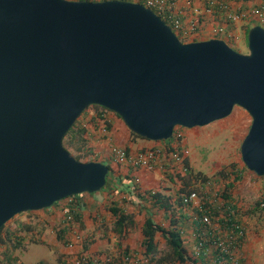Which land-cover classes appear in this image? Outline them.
Wrapping results in <instances>:
<instances>
[{
	"label": "water",
	"instance_id": "1",
	"mask_svg": "<svg viewBox=\"0 0 264 264\" xmlns=\"http://www.w3.org/2000/svg\"><path fill=\"white\" fill-rule=\"evenodd\" d=\"M247 39L246 54L221 39L185 43L126 0H0V230L106 187V164L80 162L64 146L92 106L151 142L240 107L252 118L242 161L264 177V27Z\"/></svg>",
	"mask_w": 264,
	"mask_h": 264
},
{
	"label": "crops",
	"instance_id": "2",
	"mask_svg": "<svg viewBox=\"0 0 264 264\" xmlns=\"http://www.w3.org/2000/svg\"><path fill=\"white\" fill-rule=\"evenodd\" d=\"M172 3L174 12L182 19L184 28L190 34L185 43L216 38L224 40L235 49L239 37H248L251 24H256V20L249 12L259 6L261 1L172 0ZM237 15H241V18L233 20L232 17ZM219 28L224 30L223 34L217 33ZM100 115L102 119H97ZM89 117H96V129H100V135L103 138V140L98 138L96 142H93V145L101 143L99 147H102V150L100 152L96 151L93 157L106 165L110 164L113 170L107 180L108 184L98 193L82 194L79 202L72 200L77 205V214L80 222L77 220L69 222L66 219L64 211L69 204V200L57 203L49 209L33 212L36 214L33 219L36 220L34 223L38 224V227L40 226L42 229H44L43 226L47 227L45 232H42L41 228L38 229L32 221L21 220V223H17V227L11 228V231L16 230L17 237H21V244L15 249L19 242L0 243V264H8V258L11 255L17 259L16 251L20 249L26 250L27 246L32 243H47L46 245L50 248H57L54 252L56 261L45 264H72L75 257L73 252L76 253L79 250L77 246L73 250L67 247L70 242H75L74 230L81 231L90 240L86 241L84 249L93 257H101L102 259L105 255L111 254L115 257L118 256L116 264H122L120 255L131 253L135 258L141 260L142 264L178 263L177 261L160 262L163 256H159L158 253L157 255L147 254L142 245V230L149 216L152 217L157 225L164 229L171 227V220L173 219H171L170 212L179 200L178 196L182 190L180 184L175 182L170 174V167H167V173L164 171L162 165L166 164L165 156L159 164H156L154 169H148L137 168L130 164L120 165L112 155L113 148L125 151L129 149V154L137 155L150 149L166 147L168 143L149 142L134 138L129 129L128 131L125 130L124 126L126 124L123 120L113 112L102 111ZM106 124L110 125L109 130H107ZM91 126L93 127L94 125L92 124ZM137 180L139 182H136ZM147 193H161L165 198H169L171 210L168 211L154 206L148 199ZM113 206L122 209L126 214L132 216L134 220L133 227L125 230L122 235L114 231L116 218L111 213V207ZM180 213V216L185 217L186 214L183 211H180ZM181 220L182 227L187 232H190V223L182 218ZM31 227L32 231L29 230ZM73 228L75 229L72 230ZM62 229H64V233L61 235ZM261 232L264 233V230ZM27 233L29 236H27ZM30 234L36 235V239L31 240ZM155 242L163 246L166 243L168 247L162 233L158 232L156 234ZM182 242L188 253L190 247H192L191 240L185 237ZM260 247L261 250L259 252L263 254L264 250L261 244ZM250 253L251 250L248 254Z\"/></svg>",
	"mask_w": 264,
	"mask_h": 264
},
{
	"label": "built area",
	"instance_id": "3",
	"mask_svg": "<svg viewBox=\"0 0 264 264\" xmlns=\"http://www.w3.org/2000/svg\"><path fill=\"white\" fill-rule=\"evenodd\" d=\"M78 1L96 2L104 0ZM130 1L143 4L153 10L172 27L183 42L187 40L190 34L184 28L182 19L174 12L172 0ZM249 14L259 25L264 27L263 2ZM239 18H241V15L232 17L233 20ZM217 33L223 34L224 30L219 28ZM179 129L182 128H176L172 139L164 142L168 143L166 147L150 149L137 155L128 154L123 149L113 148L112 155L120 165L130 164L137 168L148 169H154L156 164H159L165 156L166 164L162 165L164 171L167 173V167H170V174L175 182L180 184L181 189H185L183 193H180V198L170 214L171 219L176 221L175 229L180 233L181 238L188 237L192 242V247L186 254L188 260L193 261V264H244V250L248 238L246 212L249 208L254 209L255 206L248 207L246 204H239L235 199V194L232 195L234 188L226 190L225 185L221 186V184L211 179L204 182L193 174L191 165L192 150L186 142V134ZM191 174L189 185L185 186L180 178ZM224 174L228 175L229 173L225 172ZM236 175L242 177V171L236 170ZM136 182H139V180ZM259 207L264 208L263 201L260 202ZM180 211L186 214L185 217L180 216ZM64 214L69 222L73 221V215L77 214V205L71 199H69ZM181 218L190 223V232L182 227ZM73 234L75 242H70L67 247L73 250L77 246L79 250L76 253L73 252L75 257L72 264H116L118 256L108 254L102 259L101 257L90 256L84 249L86 241H90L87 236L79 230H74ZM120 259L122 264L143 263L131 253L120 255ZM14 263L19 264L18 261Z\"/></svg>",
	"mask_w": 264,
	"mask_h": 264
},
{
	"label": "rangeland",
	"instance_id": "4",
	"mask_svg": "<svg viewBox=\"0 0 264 264\" xmlns=\"http://www.w3.org/2000/svg\"><path fill=\"white\" fill-rule=\"evenodd\" d=\"M255 22L256 24H251L250 29L254 25H259L257 21ZM235 50L243 54L248 52L247 37H239V40L236 42ZM90 111V114L86 117L92 116V114L97 115V113L99 114L104 110L92 106ZM84 117L82 119H84ZM251 124V116L242 108L236 107L232 115L226 119L202 128H182L179 130H183L186 134V142L192 150L191 165L193 174L202 173L212 181L221 184V186H226L234 176L231 179L224 180L220 177L219 172L223 171L224 173H232L236 172V170L242 171V179L235 183L232 195L235 194V199L239 204H246L248 207L255 206L254 209L249 208L246 212L248 238L245 245L246 251L244 250L243 263L264 264V253L261 254L259 252L261 250L260 244L263 246L262 248L264 250V233L261 232L264 230V208L259 207L260 209L256 210L257 203L264 199V177H257L254 173L245 170L240 151L242 142L248 134ZM124 128L128 131L126 125ZM98 138L103 140L100 135V129H96L94 126H89V133L87 135L88 149L93 152V156H95L96 151L100 152L102 150V147H99L101 146V143L93 145V142H96ZM35 217L36 214L33 212L19 215L6 225L5 231L9 228L14 229L17 227V223H21V220L24 219L30 220L34 223L36 222V220H33ZM34 225H36L38 229L41 228L40 226L38 227V224L36 223H34ZM43 228L44 229L41 228V231L45 232L47 227L43 226ZM29 230L32 231V227ZM28 233L27 236H29ZM30 237H32L31 240L36 239V235L30 234ZM46 244L32 243L27 246L26 250H17L15 254L18 263L45 264L56 261V254L54 252L57 248H50ZM157 246L159 248V256H164L170 253V249L166 246V243L164 246L158 243ZM250 250L251 253L248 254Z\"/></svg>",
	"mask_w": 264,
	"mask_h": 264
},
{
	"label": "trees",
	"instance_id": "5",
	"mask_svg": "<svg viewBox=\"0 0 264 264\" xmlns=\"http://www.w3.org/2000/svg\"><path fill=\"white\" fill-rule=\"evenodd\" d=\"M72 1H78V0H72ZM130 1V0H127ZM180 38V37H179ZM181 39V38H180ZM182 40V39H181ZM183 41V40H182ZM97 108H101L98 106H94ZM91 108V107H90ZM90 108H88L77 120L73 128L68 132L66 137L64 138V146L65 148L80 162L83 163H88V162H99L97 159H94L93 157V152L88 149V140H87V135L89 133V126L90 124L94 125V127H97V119H102L101 115L96 119V117L90 118L86 117L88 114H90ZM104 111L110 112L104 108H102ZM85 116V117H84ZM118 116V115H117ZM84 117V119H82ZM119 117V116H118ZM120 118V117H119ZM86 119V120H85ZM107 130L110 129V125L106 124ZM132 136L134 138H138L141 140H145L141 138L140 136H137L136 134L132 133ZM162 143V142H159ZM126 152H129V149H126ZM129 154V153H128ZM110 169L109 176L113 172L112 167L110 164L107 165ZM245 170L248 172L249 170L244 166ZM236 172L229 173L228 175L224 174V172H219V175L222 179L228 180L229 178L232 180L230 183L226 185V190H229L231 188H235V183L239 180H241V175H235ZM197 176L198 179L205 181L210 180L206 176H204L202 173L194 174ZM108 176V178H109ZM191 175L180 178L182 183L185 186L189 185V181L191 180ZM173 179V178H172ZM108 184V181H107ZM185 189H182L180 193H183ZM141 195V194H139ZM82 195L74 196L71 198H68L66 200H76L77 202L80 201V197ZM148 199L153 203L154 206L159 207V208H164L165 210H171V204H170V199L165 198L161 193H147ZM141 197V196H140ZM180 198V195L178 196ZM227 197V196H226ZM178 198V199H179ZM63 200V201H66ZM264 202V199H262ZM62 202V201H61ZM260 202L257 203V208L256 210L260 209ZM111 213L113 216L116 218V221L114 223V231H116L119 234H123L125 230L129 229L130 227H133L134 225V220L132 216L126 214L122 209L117 208L116 206L111 207ZM73 220H79L78 214L73 215ZM176 226V221L171 220V227L169 229H164L160 225H157L155 221L152 219V217H148L146 220L142 234H143V247L146 251L147 254H153L157 255V244L155 242L156 234L162 233L164 238L167 241V245L170 249V253L167 255H164L163 258L160 260L161 261H177L180 262L181 264H193V261L188 260L186 257L187 251L183 247V242L182 238L180 236V233L175 229ZM6 230V225L0 230V243L7 244V243H18V246H15L17 249L20 246V240L21 237H17L15 231L9 228L7 231ZM64 233V229L61 230V235ZM17 259H15L12 255L8 258V264H15ZM195 264V263H194Z\"/></svg>",
	"mask_w": 264,
	"mask_h": 264
},
{
	"label": "clouds",
	"instance_id": "6",
	"mask_svg": "<svg viewBox=\"0 0 264 264\" xmlns=\"http://www.w3.org/2000/svg\"><path fill=\"white\" fill-rule=\"evenodd\" d=\"M60 203V202H59Z\"/></svg>",
	"mask_w": 264,
	"mask_h": 264
}]
</instances>
